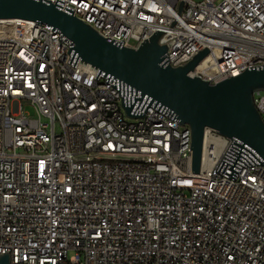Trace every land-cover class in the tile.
Segmentation results:
<instances>
[{
  "label": "built area",
  "instance_id": "2783aa9c",
  "mask_svg": "<svg viewBox=\"0 0 264 264\" xmlns=\"http://www.w3.org/2000/svg\"><path fill=\"white\" fill-rule=\"evenodd\" d=\"M63 4L122 46L159 30L172 66L206 46L208 62L189 75L210 83L264 64V0ZM58 37L0 19V253L9 264H264V165H241L234 180L215 172L232 138L206 129L202 171L190 172L189 125L151 106L126 115L118 91L79 58L70 65ZM253 104L264 123V90Z\"/></svg>",
  "mask_w": 264,
  "mask_h": 264
},
{
  "label": "water",
  "instance_id": "95a60500",
  "mask_svg": "<svg viewBox=\"0 0 264 264\" xmlns=\"http://www.w3.org/2000/svg\"><path fill=\"white\" fill-rule=\"evenodd\" d=\"M73 10L63 0L54 4L0 0V19L21 18L56 30L58 39L69 46L67 62L75 67L79 58L98 69L94 78L103 76L118 91L126 115L142 117L151 106L179 124H188L190 172L202 171L206 129L232 138L215 172L234 180L241 165H264V123L253 104V92L264 90V64L246 66L237 75L210 83L189 75L208 54L206 46L187 62L172 66L166 43H159V30L136 48L122 46L123 39L101 36ZM0 264H9L7 251L0 253Z\"/></svg>",
  "mask_w": 264,
  "mask_h": 264
},
{
  "label": "rangeland",
  "instance_id": "374dc122",
  "mask_svg": "<svg viewBox=\"0 0 264 264\" xmlns=\"http://www.w3.org/2000/svg\"><path fill=\"white\" fill-rule=\"evenodd\" d=\"M25 109L29 112V114H33V109L31 107L27 106ZM73 252L74 250H70L69 255L73 254Z\"/></svg>",
  "mask_w": 264,
  "mask_h": 264
},
{
  "label": "bare ground",
  "instance_id": "6f19581e",
  "mask_svg": "<svg viewBox=\"0 0 264 264\" xmlns=\"http://www.w3.org/2000/svg\"><path fill=\"white\" fill-rule=\"evenodd\" d=\"M207 62H208V57H205V58L202 60V62L198 64L197 67H201V66L205 65Z\"/></svg>",
  "mask_w": 264,
  "mask_h": 264
}]
</instances>
